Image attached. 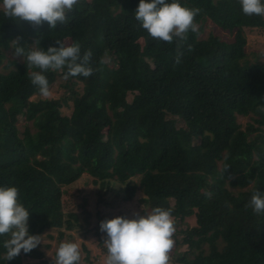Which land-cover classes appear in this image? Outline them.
Instances as JSON below:
<instances>
[{"label":"trees","instance_id":"obj_1","mask_svg":"<svg viewBox=\"0 0 264 264\" xmlns=\"http://www.w3.org/2000/svg\"><path fill=\"white\" fill-rule=\"evenodd\" d=\"M180 3L200 9L199 33L189 31L182 44L141 27L139 0H79L55 29L9 19L0 7V66L7 70L0 72V186L19 189L29 234L57 230L62 238L78 224L65 210V187L81 177L92 178L101 195L124 184L127 200L139 177L142 215L172 209L177 262L264 264V213L246 207L256 190L264 195V61L247 58L245 33L264 29V17L245 15L239 0ZM209 22L235 32L233 40L201 37ZM18 37L25 52L36 39L45 51L59 47L56 40L79 43L81 57L92 53L93 74L64 79L66 69L49 70V88L62 80L63 93L41 97L28 75L40 70L27 68L23 57L7 60ZM240 116L252 121L243 127ZM218 119L223 125L210 128ZM117 216L133 218L100 217L94 232L101 243L107 234L100 222ZM5 239L0 264H53L40 244L6 261Z\"/></svg>","mask_w":264,"mask_h":264},{"label":"clouds","instance_id":"obj_2","mask_svg":"<svg viewBox=\"0 0 264 264\" xmlns=\"http://www.w3.org/2000/svg\"><path fill=\"white\" fill-rule=\"evenodd\" d=\"M79 0H2L4 15L9 19L26 21L32 27L47 22L51 29L57 24L68 22L67 13L74 9ZM245 15L264 17V0H239ZM199 8L182 6L180 0H139L135 19L149 35L157 40L171 44L174 38L184 42L188 33H199L195 17ZM20 38L12 41L14 55L23 57L27 68L39 69L28 73L31 83L39 88L40 95L48 97L50 93L46 73L64 71V79L82 75L89 77L93 68L88 66L91 51L81 57V45L73 43L65 46L56 40L59 47H41V40L36 39L29 51L18 43ZM181 44L177 45L176 63H180ZM191 50V46H189ZM264 111V109H261ZM227 168V166H226ZM17 187L0 186V237H7L3 242L6 249V261L21 253H29L41 243L40 235L29 234L30 212L19 202ZM206 195L211 198L212 193ZM246 207L254 212L264 213V195L254 192ZM100 231L107 234L104 245L107 248L105 264H169L170 252L174 247L175 220L171 208L155 207L150 213L134 218L117 216L100 222ZM81 259L79 245L75 242H62L56 252L54 264H79Z\"/></svg>","mask_w":264,"mask_h":264},{"label":"rangeland","instance_id":"obj_3","mask_svg":"<svg viewBox=\"0 0 264 264\" xmlns=\"http://www.w3.org/2000/svg\"><path fill=\"white\" fill-rule=\"evenodd\" d=\"M2 0H0V7ZM219 36L223 40L231 41L234 38L235 32L224 30L213 22H209L203 29L200 36L207 38L209 34ZM247 36V58L250 61H264V29L262 28H247L245 29ZM16 57L13 52H8V59ZM5 61V63L7 62ZM4 63V64H5ZM0 72H7L5 65L0 66ZM62 80H58L50 89L48 97H59L63 93ZM41 97H44L40 95ZM35 96L34 98L40 97ZM71 108L65 109L66 113H70ZM179 126H184V122L177 120ZM239 121L245 127L248 122L252 121L250 116H240ZM32 123H30L31 125ZM223 125V121L218 119L211 123L210 128L216 129ZM19 126L21 131L24 130V122L20 121ZM88 176L81 177L76 183L66 186L68 190L65 197L68 200L66 211H73L78 216L77 225L65 232V235L60 238L57 230H48L41 235L40 247L45 251L46 258L54 264L56 252L62 242H75L79 245L81 259L79 264H105L107 256V248L100 242L98 236L94 232V226L99 222L100 217L105 219L118 212H125L128 216L134 218V213L142 215L144 196L143 190L139 187V177H134L133 181L138 185L135 195L131 200L124 198L126 189L124 184H115V186L105 195L98 192V186L92 182V178ZM89 212V217L86 219L85 211ZM190 225L195 223L194 219L188 220ZM105 241V240H104ZM186 246H180L179 251L186 250ZM174 248L170 252L169 264H181L175 260Z\"/></svg>","mask_w":264,"mask_h":264}]
</instances>
